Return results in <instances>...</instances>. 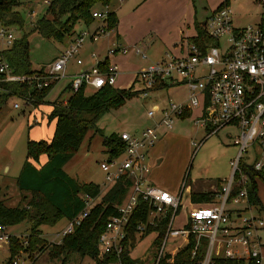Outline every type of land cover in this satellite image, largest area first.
Listing matches in <instances>:
<instances>
[{
	"label": "built area",
	"instance_id": "1",
	"mask_svg": "<svg viewBox=\"0 0 264 264\" xmlns=\"http://www.w3.org/2000/svg\"><path fill=\"white\" fill-rule=\"evenodd\" d=\"M253 1L260 9L254 23L235 26L228 0H223L203 24L204 32L212 39V43L203 42V48L195 42L198 34L192 37L185 35L178 43V55L166 52L162 59L150 62L136 72L135 80L142 87L139 91L141 97L153 89L182 84L187 90L185 98L179 102L169 101L166 108L159 109L161 118L138 133H118L124 143L123 152L116 157L108 156L100 163L105 176L99 193L94 197L83 195L82 210L55 235L56 243L81 223L118 178L126 177L131 182L130 190L123 203L117 207V214L108 217L105 229L99 236V256L111 253L115 256L112 264H123L127 226L141 198L147 201L149 211L146 220L135 227L139 235L146 234L148 227H155L158 218L168 212L165 231L157 243L153 264L171 263L176 252L183 248L177 244L165 251L169 238H181L187 245L191 237L194 241L192 257L206 244L196 264H262L259 232L264 230V217L249 200L251 178L242 169L244 165L256 176H264V0ZM92 16L101 20L98 29L93 32L81 31L56 58L29 75L14 74L13 68L2 55L17 37L13 28L0 25V97L10 93L3 86L5 83L27 82L31 90H49L54 82L66 76L71 61L79 69L70 77L69 96L81 88L86 92L88 89L94 92L105 85L113 86L117 75L115 65L109 64L103 69L98 63L90 68L81 67L83 61L79 54L85 41L89 39L96 42L102 36H109L112 31L107 28L105 9L93 11ZM129 50L147 59L141 47L129 49L119 43L108 47L107 56L127 54ZM23 101L32 103L33 98L23 97ZM56 102L66 104L67 98ZM13 107L18 108L19 104L15 102ZM189 109L200 110L193 118V123L206 129L204 138L226 125L235 126L238 131L234 138L237 152L229 160L231 174L220 190L214 193L209 202L194 205L186 221L176 225L175 218L186 187V176L177 193L150 185L147 180L149 164L146 150L158 140V129H171L174 121ZM156 111L158 107L149 109L147 116L152 118ZM199 145L196 144V149ZM10 236L4 226H0V250L4 247L9 249ZM27 236L22 237L25 246ZM32 261V258L17 254L8 258L7 264H32Z\"/></svg>",
	"mask_w": 264,
	"mask_h": 264
},
{
	"label": "trees",
	"instance_id": "2",
	"mask_svg": "<svg viewBox=\"0 0 264 264\" xmlns=\"http://www.w3.org/2000/svg\"><path fill=\"white\" fill-rule=\"evenodd\" d=\"M110 2L111 0H48L45 13L33 24V30L45 38L61 40L65 35H72L74 25L78 21L89 23L94 19L92 12L106 9ZM23 4L22 0H0V25L23 29L24 19L18 9L19 7L23 9ZM105 21L109 29H114L117 25V18L113 12L107 13ZM195 29L198 33L195 42L198 45L204 48L203 42L212 43V39L206 36L203 25L195 22ZM2 55L13 68L14 74L29 75L34 72L29 68L26 34L17 38L10 48L2 52ZM3 86L11 94L1 96L0 104L9 95H18L30 96L33 98L32 104L38 105L48 91V89L40 92L31 90L27 82L5 83ZM138 92L133 91L132 87L116 89L111 85H105L94 92H85L84 88H81L67 99L66 104L52 103L48 119L55 120L53 136L49 142L27 141L26 158L16 177L20 192H29L35 197L26 203L22 199L14 207H9L0 200V226L9 227L20 222H27L29 225L26 246L22 237L10 236L9 259L19 251L28 253L30 258L36 257L38 252L46 247L44 239L40 237V227L53 226L63 218L67 220L73 218L84 206V194L94 197L99 193L100 185L92 182L78 183L64 171L63 166L78 151L89 129L99 132L95 127L96 121L107 110L118 106L125 98ZM102 143L109 157L119 156L124 150V143L115 132L105 136ZM42 155L46 156V161L37 167L36 164L39 163ZM242 169L251 178L252 185L248 186L249 200L257 206L253 183V177L257 174L244 165ZM130 185L131 182L126 177L118 178L71 233L65 234L59 243L48 244L52 246V258L65 260L68 254L76 253L81 257H90L96 264L112 263L115 260L113 254L106 253L104 256H99L98 240L105 229L108 217L117 214V207L126 199ZM213 195V192H193L191 200L192 202L209 201ZM148 211L147 201L139 198L127 226L126 246L130 241H132L130 246L134 242V235L137 234L135 227L139 222L146 220ZM167 216L168 212L158 218L155 227L147 228L146 233L157 231V242L164 234ZM193 245L194 241L191 237L189 244L175 254L171 263L162 262V264H196L202 257L203 248L201 246L192 257ZM127 253L128 250L125 248L122 256L123 264H131ZM4 264H7V261Z\"/></svg>",
	"mask_w": 264,
	"mask_h": 264
},
{
	"label": "rangeland",
	"instance_id": "3",
	"mask_svg": "<svg viewBox=\"0 0 264 264\" xmlns=\"http://www.w3.org/2000/svg\"><path fill=\"white\" fill-rule=\"evenodd\" d=\"M22 1L24 2V8L19 7L18 9L24 19V26L23 29H14V32L17 38H21L26 34L29 68L35 70L41 65H45L57 54L61 47L65 45L68 35L58 40L45 38L34 31L33 24L45 13V0ZM221 1L223 0H187L186 5L182 7L178 15L190 10V12L192 11V20L195 15L198 23H203L206 20V12L216 8ZM28 4L33 5V7H28ZM229 7L233 24L238 27L254 23L260 12L253 0H229ZM102 38L104 37L102 36ZM144 49L147 53V59H142L138 55L128 58L117 57L115 58L117 63L111 62V65H115L117 69L114 88L128 89L132 81L133 71L154 61L150 60L151 51H154V53L157 51L156 53L159 54L168 50L160 43H156V46L150 48L149 51L146 48ZM135 83L134 90H136V87L141 86L138 81H135ZM65 84L66 81L62 80L56 84L54 89L58 90ZM168 91V96L175 100L174 102H177V99L179 100L187 93V90L182 86L174 87ZM87 92H90V90L88 89ZM150 95L157 98L156 103L161 106L164 105L162 108L159 107L160 109L168 106L166 98L161 97V95H166V91L153 90L150 91ZM51 97L52 95H49L38 105H33L32 103H24L23 97L9 95L0 104V199H5L9 207L17 206L22 199L26 203L35 197L29 192H20L16 184V177L26 158L27 141L45 140L49 142L53 136L54 120H48ZM15 102L19 104L18 108L13 107ZM154 103L155 100H150V97L144 100L136 94L125 98L121 104L107 110L96 121L95 127L99 129V132H95L94 129H89L86 132L77 153L67 163V172L74 176L78 175L81 182H92L102 186L105 173L100 168V163L108 157L102 143L104 137L121 131L138 133L140 129L153 125L154 121L161 118L160 110L156 111L152 118L147 116V111L152 108ZM226 129H222L218 134L206 138H204L205 134L198 125L187 120L175 121L171 129H158L159 138L157 141L161 138L162 132H165V135L162 141L156 145V151L154 152L156 162L161 163L160 167L156 169L158 181L154 184L170 192H175L185 175L188 183L191 184L192 191L198 192L197 189L201 187L211 188L216 184L218 178L228 179L231 174L229 159L235 156L237 148H227L226 142L228 139L224 133ZM231 132L237 134L236 130H231ZM197 143H200V145L195 150ZM87 151L88 154H86ZM5 165L8 166V169L4 171L3 167ZM253 183L257 206L264 217V177L254 176ZM181 203L182 206L175 218L176 225L186 221L190 206L194 205L190 203L186 192L183 194ZM227 208L229 209V206ZM64 222L65 219H61L55 226H45V228L54 231L60 228ZM22 225L26 230L29 228L27 222H20L9 230L19 231L20 228L22 229ZM259 236L264 256V230L259 232ZM154 237L155 232L146 233L142 238L139 237V245L133 252L134 255H143L152 245ZM41 238L44 239V246L46 247L43 251H39L36 257L32 258V264H96L90 257L85 256L81 260L79 255L75 253L68 254L69 257L65 260L54 259L51 256L52 246L48 245L50 236L43 234ZM177 244L184 245V242L181 238H169L165 251L171 250ZM202 248L203 250L206 249V244ZM17 254L22 257H29V254L26 255L21 251ZM7 257L6 252H0V264H4ZM141 262L139 260V264H142ZM262 264H264V260Z\"/></svg>",
	"mask_w": 264,
	"mask_h": 264
},
{
	"label": "crops",
	"instance_id": "4",
	"mask_svg": "<svg viewBox=\"0 0 264 264\" xmlns=\"http://www.w3.org/2000/svg\"><path fill=\"white\" fill-rule=\"evenodd\" d=\"M186 1L187 0H111V2L106 6L105 12H106V14L110 13V12H113L115 14V16L117 18V25L114 29H112L109 36H107V37L104 36V38L100 37L96 42H92L89 39L85 41V43L81 49V52L79 54V57L83 61V64L81 65V67L90 68V67H92L98 63V64H100L101 68L103 69L106 65L111 64V62L117 63L116 62L117 60L115 59L117 57L128 58V57H132V56H138L134 52H132L131 50H129V52L127 54H115L116 56L115 55L107 56L108 47L110 45L116 44V43H119L123 47H127L129 49H131L133 46L141 47L143 45L141 48L144 52H145L144 48H146V50L148 49V51H149L150 48H153L154 46H156V43H160L161 45H164L166 48H168L167 51H165L164 53L161 52L159 54L156 53L157 51L155 53H154V51H151L150 52V60H154V61L162 59L164 57V54L166 52H169V51L171 53H173L174 55H178L180 53L178 43L181 40V38L185 35L192 37V36H195L198 34L196 32V29H195V22H198V21H197L195 15H194L193 20H192V17H191L192 11L190 12V10H188V11L186 10L185 12H182L180 15H178V13L182 9V7L186 5ZM47 2H48V0H45V4H47ZM228 5H229V0H228ZM31 6L33 7V5L28 4V7H31ZM214 9L208 10L206 12V19L208 18V16L210 15V13ZM200 24L203 25L204 22L200 23ZM100 25H101V20H99L97 18H94L92 21H90L87 24L83 23L82 21H78L74 25V28H73L74 34L68 36L65 45H63L61 47V49L57 52V54L50 61H52L54 58H56V56L60 52H62V50H64L73 41L74 37L77 34H79L81 31L87 30V31L93 32L96 29H98L100 27ZM156 41H158V42H156ZM112 59H115V60L113 61ZM41 66H43V65H41ZM78 69H79V66L76 65V63L74 61H71L70 64L67 66L66 76H64V77L60 78L59 80H57L56 82H54L53 85L50 87V89L47 91L46 95L43 97V100H44L49 95H52L50 112L52 110V103L53 102H56L58 100H62L65 98L68 99L70 97L68 95V92H69L68 91V85L70 82V77L74 73H76V71ZM138 70L139 69H136V71H133V73H132V81H131V84L129 85L130 87H132V89H133V86L136 84L135 83V81H136L135 80V74ZM62 80H65L66 84L64 86H61L58 90L54 89L56 87V84ZM179 86H182L186 89V87L184 85L176 84V85H167V86H164L162 88H157V89H153V90L161 89V90L166 91V95H161V97L166 98V101H168V103H169V101L174 102L175 100H172V98L170 96H168V92H169L168 90H171L174 87H179ZM141 88H142L141 86L140 87L138 86L135 89H136V91H140ZM153 90H151V91H153ZM137 95H139V92ZM148 97H150V100L151 99L155 100V103L152 106V108L158 107V110H159L160 108H162L164 106V105L161 106L160 104L156 103L157 98L151 97L150 91L148 92V94L146 96H143L141 98H143L145 100L146 98L148 99ZM183 98H185V96H183L179 100L177 99V102L182 101ZM199 112H200L199 109H189V110L185 111L175 121H186L187 120V121H191L193 123V118L196 115H198ZM173 125H174V123H173ZM54 126H55V120H54ZM198 127L203 130L204 134L206 133V129L204 127H202V126H198ZM172 128H173V126H172ZM225 128H227L226 131L224 132L226 138L228 139V141L226 142V146H228L227 148H229V147H236L237 148L236 144L234 143V138L236 135L232 134L233 132H231V130H236V133L238 132L237 128L235 126L226 125V126L220 128L219 130H217V132L215 134H218V132L220 130L225 129ZM140 130H142V129H140ZM164 131H166V130H164ZM164 135H165V132H162V136L159 139V141H156V143L152 147H150L146 150V160H147V163L149 164V173L147 175V180H148V183L150 185H153V186H157L154 184L158 181V177L156 176V169L158 167H160V165H161V163L156 162L154 152L156 151V145L160 141H162ZM203 136H202V138H203ZM195 150H197V149L195 148ZM88 153L89 152L87 151L86 154H88ZM45 161H46V156L45 155L40 156L39 163L36 164V166L39 167ZM67 163L63 166V169L70 177L74 178L78 183H88V182H83V181L81 182L78 175L74 176V175L69 174L66 170ZM7 169H8V166L5 165L3 167V170L5 171ZM184 177H185V175H184ZM187 180L188 179L186 178V187L183 191V194H184V192H186L188 194V198L190 200V203L196 205V204H201V203H207L210 201L209 200V201L192 202L191 193H193V191H192L191 184L188 183ZM226 180L227 179L218 178L216 180L215 185H213L211 188H202L201 187L200 189H197V190H199L198 193L199 192H211V193L213 192V193H215V192L220 190V188L222 187V185L224 184V182ZM180 184H181V182H180ZM180 184L178 186V189L175 192H171V193H177L179 191ZM101 187L102 186H100V188ZM157 187H159V186H157ZM164 190H166V189H164ZM167 191L170 192L169 190H167ZM182 197H183V195H182ZM0 200H2V199H0ZM3 201H4L5 205H7L5 199H3ZM181 206H182V203H181ZM193 206H190V209ZM188 213H189V211H188ZM63 219H65L64 224L60 228H58L54 231H49L47 228H45V226H48V225H42L40 227V229H41L40 237H41V235L43 236V234H47V236H50L49 243H56L57 240L55 239V235L58 232L62 231V229L65 227V225L67 224V221H68L66 218H63ZM13 226L14 225L9 226V227H4L5 232H7L9 235H13V236H17V237H24L25 235L29 234V230H28L29 228L26 230L24 225H22V229L20 228L19 231L9 230ZM53 226H55V225H53ZM42 232H44V233H42ZM150 232H155V237H154V240L152 241V245L150 246V248H148L146 250V252L143 255L139 256V254L134 255V253H133L135 251L136 247L139 245V237L142 238L143 235H139L137 233L136 235H134V242L132 243V245L130 246L132 241H130V244L127 245V250H128L127 255H128L129 260L131 261V264H139V260L142 261L141 262L142 264H153V262L155 260V256H156V246L158 243L156 241V238H157L158 233L156 230H152ZM45 239H47V238H45ZM175 239H177V238H175ZM185 245H186V243L184 242V245H181V246L185 247ZM0 252H2V253L6 252L8 254L7 259L9 258V249L4 247L3 249L0 250ZM72 256H73V254L70 257L72 258ZM79 257L81 258V260L84 258L81 256H79ZM7 259H6V261H7ZM263 260H264V256H263L262 262H263ZM108 264H112V263H108Z\"/></svg>",
	"mask_w": 264,
	"mask_h": 264
}]
</instances>
